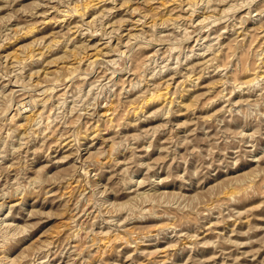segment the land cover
Returning <instances> with one entry per match:
<instances>
[{"label":"rangeland","instance_id":"1","mask_svg":"<svg viewBox=\"0 0 264 264\" xmlns=\"http://www.w3.org/2000/svg\"><path fill=\"white\" fill-rule=\"evenodd\" d=\"M0 264H264V0H0Z\"/></svg>","mask_w":264,"mask_h":264}]
</instances>
